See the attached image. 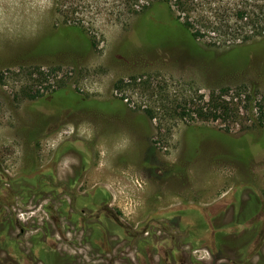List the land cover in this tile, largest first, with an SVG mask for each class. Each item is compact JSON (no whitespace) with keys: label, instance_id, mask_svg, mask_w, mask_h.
Returning a JSON list of instances; mask_svg holds the SVG:
<instances>
[{"label":"rangeland","instance_id":"1","mask_svg":"<svg viewBox=\"0 0 264 264\" xmlns=\"http://www.w3.org/2000/svg\"><path fill=\"white\" fill-rule=\"evenodd\" d=\"M145 1L0 0V230L23 252L0 264H46L36 234L62 264H140L147 236L149 264H264V39L212 47L156 0L132 12ZM131 75L151 86L124 102ZM97 185L131 244L65 216Z\"/></svg>","mask_w":264,"mask_h":264},{"label":"trees","instance_id":"2","mask_svg":"<svg viewBox=\"0 0 264 264\" xmlns=\"http://www.w3.org/2000/svg\"><path fill=\"white\" fill-rule=\"evenodd\" d=\"M153 1L154 0H146L142 2L141 6L137 9L132 8V12L142 11L147 7L149 4L148 2ZM156 2H160L167 6L169 11L173 13L175 20L188 31L191 38L196 40L208 37L210 39L207 43L209 46L223 47L245 43L255 39H264V0H156ZM143 3H147V5ZM39 73L43 76V72ZM152 77V75H131L126 79H119L115 85V88L123 92L122 95L120 94L121 96L119 99L122 101L127 99L126 88L128 87H131L135 91L138 89L140 93H145L151 86ZM129 93L131 94L132 92ZM34 96H36V94L30 95V97ZM136 107L140 108L139 105ZM213 108V112H203L200 109L198 110V114L202 118L211 117L216 119L221 115L216 113V111H218L217 109H221V112L226 110V107L218 102H214ZM142 111L145 112L149 118L155 117L152 108L145 107L142 108ZM92 197L95 202L104 199L101 193H94ZM256 203L257 202L254 200L250 203V212L254 211L256 213L255 210L258 209V204ZM196 218L195 229H202V227H205L206 221L204 217L199 216ZM9 224H11V222H8V225ZM193 233L190 235V240L193 238L200 239L201 235H198V233L195 235ZM38 235L39 234H36L33 238L35 242L33 252L41 254L43 260H47L48 258V262L46 263L45 261L46 264H62L63 258L58 257L52 248L39 241ZM102 236L103 234L100 230H95L92 235L96 241ZM215 237L216 235L214 234V238ZM142 243L143 242H141V244ZM0 247L16 260H19L23 256V252L18 249L14 239L7 234L6 228L0 230Z\"/></svg>","mask_w":264,"mask_h":264},{"label":"flooded vegetation","instance_id":"3","mask_svg":"<svg viewBox=\"0 0 264 264\" xmlns=\"http://www.w3.org/2000/svg\"><path fill=\"white\" fill-rule=\"evenodd\" d=\"M119 102V101H118ZM125 102V101H124ZM70 143L69 141H65L62 145L63 147L67 146ZM60 151H58V153H60ZM84 166L85 168L87 167V161L84 159ZM54 176V175H52ZM60 184H64L66 186L70 185L72 186L73 184H75V181L71 182V183H64L61 182ZM84 191H80L77 190L73 196V198H71V200L69 198L62 199L61 201L66 204V207H68V209L65 211L66 213V217L69 219L74 220L75 224L74 226L77 229H82V230H87L89 229V233L91 235L94 234L95 230H100L103 234V236L105 237L106 234L105 229H109V232L111 234H115L118 235L120 241L122 240H126L129 244L132 243V237L127 236V235H123L122 232L117 231L118 227L120 228L121 226H119L117 223L118 221V217L116 216V212L115 214L113 212H111V207L110 205L111 203V196L109 194V192L100 185L94 186L92 187L90 190L86 191L84 194H82ZM94 193H101L103 195V200L102 201H98L95 202L93 201V194ZM92 194V196H91ZM108 194V196H107ZM90 197V198H89ZM253 200L256 202L255 198L252 197L251 199H249L245 206L243 207V216L245 217H250L251 215H253L254 213L250 212L249 207H250V203L253 202ZM95 202V203H93ZM63 203L61 205H63ZM93 203V204H92ZM57 204V203H55ZM70 205H73L72 207H69ZM258 204V203H256ZM259 208V206H258ZM55 210H57V207H55ZM61 213H63L62 210H60ZM256 211V210H255ZM195 212V211H194ZM77 213H81V215H84V219L87 222H84L83 224H81L80 222H77L75 220V214ZM196 213V212H195ZM178 216V215H177ZM201 216L199 213H197L195 215V220L197 219L196 217ZM179 217V216H178ZM243 221L244 218H243ZM120 224V222H119ZM121 225V224H120ZM148 233V232H146ZM149 235V234H148ZM152 237H144V239L140 238L139 242H138V246H139V250L137 251L136 257L138 258V261L140 264H149V260L152 257V252H153V248H154V244H153V240L151 239ZM141 242H143L141 244ZM142 246H141V245ZM144 246H148L149 249L145 250L143 247ZM124 264V263H122Z\"/></svg>","mask_w":264,"mask_h":264}]
</instances>
